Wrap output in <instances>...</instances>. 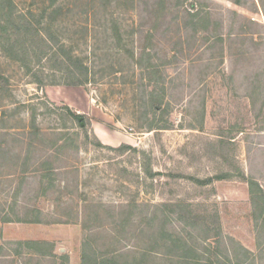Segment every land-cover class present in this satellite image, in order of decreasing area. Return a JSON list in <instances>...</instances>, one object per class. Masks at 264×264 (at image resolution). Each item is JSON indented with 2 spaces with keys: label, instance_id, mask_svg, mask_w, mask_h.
Returning <instances> with one entry per match:
<instances>
[{
  "label": "rangeland",
  "instance_id": "1",
  "mask_svg": "<svg viewBox=\"0 0 264 264\" xmlns=\"http://www.w3.org/2000/svg\"><path fill=\"white\" fill-rule=\"evenodd\" d=\"M156 2L137 0L135 9L123 2L112 11L123 31L134 33L129 47L136 56L150 49L142 67L97 34L89 83L40 87L0 52L7 126L0 147L10 148L0 154V216L40 212V222L1 225L0 264H81L86 237L102 250L149 239L164 251L153 241L163 226L206 246L209 253L197 245L198 252L220 264H233L239 244L250 251L244 264H264V207L256 210L242 178L264 192V13L258 0H167L162 12ZM150 63L165 86L155 118L166 129L147 128L154 116L146 103ZM65 107L82 115L84 129ZM33 116L42 130L36 136L28 135ZM59 136L60 148L53 145ZM44 160L54 168L50 178L30 170ZM18 241H46L52 247L42 250L52 254Z\"/></svg>",
  "mask_w": 264,
  "mask_h": 264
},
{
  "label": "trees",
  "instance_id": "2",
  "mask_svg": "<svg viewBox=\"0 0 264 264\" xmlns=\"http://www.w3.org/2000/svg\"><path fill=\"white\" fill-rule=\"evenodd\" d=\"M158 12H162L165 8L167 0H156ZM28 2L26 5H22ZM123 2L130 4L132 9H135L137 0H0V52L7 58L19 63L20 67L27 74H31L33 82L42 87L45 85H53L64 83L67 85H85L92 80L90 64L87 62L88 55L95 56L94 47L95 40L97 44L99 39L97 34L103 35V43L110 45L109 47L115 50V54L121 55L125 52L131 58L135 65L142 67L143 60L152 59L150 49L143 47L139 55L136 56L134 51L129 47L132 44L134 33H125L121 28L120 22L114 17L112 11L120 8ZM236 5H241V0H232ZM258 4L264 13V0H258ZM195 8L191 4L188 14L191 19L198 16V12L193 11ZM100 36V37H101ZM95 39V40H94ZM105 45V46H108ZM90 48V51H88ZM110 66L111 70L114 67ZM35 67H38L35 69ZM148 69L147 76L151 89L147 92V106L152 113L153 118L149 121L148 130L166 129L165 121L156 119L155 115L158 111L164 109L162 107L165 95V86L163 80L159 76L158 67L152 63L146 67ZM155 76H158L155 78ZM0 78L1 75H0ZM1 84V83H0ZM2 87V86H1ZM2 89V88H1ZM71 117L77 121L80 129H84L82 124V115L72 111L69 107H65ZM148 113V111H146ZM3 111L0 115V131L3 135L7 134L6 120L3 116ZM147 116V114H145ZM35 116L32 117L28 135L36 136L42 131L35 124ZM80 133H75V137H79ZM57 142L53 145L62 147L63 137H57ZM3 142V141H1ZM57 143L59 145H57ZM29 146L33 145V141H29ZM97 146H104L99 141ZM76 147V146H75ZM130 148L122 145V148ZM120 149V148H117ZM8 150H2L0 154H8ZM29 150V149H28ZM30 153V150L28 151ZM29 162L25 160L23 167L20 170L23 176L28 172ZM31 171H41L42 178L49 176L55 172L51 167V163L47 160L41 161ZM228 175L218 174L214 178L219 180L226 178ZM243 180L248 184L250 198L256 210L262 211L264 207V192L259 183L253 178H246L243 175ZM207 178L200 183L210 181ZM53 186L52 182L45 188ZM44 189V188H43ZM167 207V205H164ZM179 207V203L176 206ZM174 210V209H173ZM179 212V211H178ZM26 215L23 217L14 215L0 216V237L1 225L8 222H40L38 218L39 209H27ZM33 213L32 218L28 215ZM179 214V213H178ZM157 214L151 216L154 219ZM167 221L168 218L164 217ZM179 218H182L179 214ZM178 218V219H179ZM193 219V218H192ZM163 219V225L167 222ZM141 234L145 231L140 230ZM155 232L151 236H154ZM220 232L216 233L219 240ZM209 235L205 236L208 239ZM149 237V236H148ZM158 237V238H157ZM154 243L156 247L164 248V251L155 250L153 244L147 241L141 247L130 248L127 245L115 248H109L113 243H109L106 249L102 250L93 245V241L86 237L82 243L81 264H220L212 257L203 256L198 252L199 246L202 251H210L204 245L184 239L181 235L167 232L163 226ZM216 239V240H217ZM18 245H23L26 248L33 249L41 255H51L52 251L42 250L41 246H50L46 241H18ZM151 244V245H150ZM155 247V248H156ZM41 248V249H40ZM136 248V251H132ZM240 250L234 251L232 256L233 264H244L245 256L250 254V251L243 245L237 247ZM240 254L242 257H240Z\"/></svg>",
  "mask_w": 264,
  "mask_h": 264
}]
</instances>
